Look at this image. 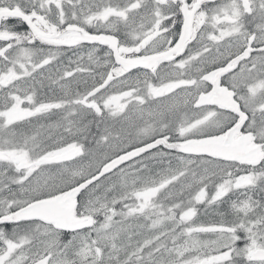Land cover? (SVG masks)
Masks as SVG:
<instances>
[{
	"label": "snow or ice",
	"instance_id": "snow-or-ice-1",
	"mask_svg": "<svg viewBox=\"0 0 264 264\" xmlns=\"http://www.w3.org/2000/svg\"><path fill=\"white\" fill-rule=\"evenodd\" d=\"M0 264H264V0H0Z\"/></svg>",
	"mask_w": 264,
	"mask_h": 264
}]
</instances>
